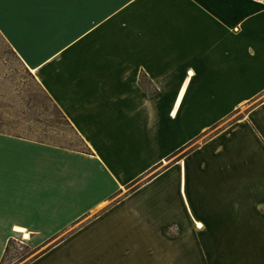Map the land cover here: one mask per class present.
Wrapping results in <instances>:
<instances>
[{"label": "crops", "instance_id": "obj_1", "mask_svg": "<svg viewBox=\"0 0 264 264\" xmlns=\"http://www.w3.org/2000/svg\"><path fill=\"white\" fill-rule=\"evenodd\" d=\"M2 15L0 33L87 151L43 146L34 161L33 148L0 147V262L27 232L34 250L64 236L28 264H264L262 1L37 2Z\"/></svg>", "mask_w": 264, "mask_h": 264}, {"label": "rangeland", "instance_id": "obj_2", "mask_svg": "<svg viewBox=\"0 0 264 264\" xmlns=\"http://www.w3.org/2000/svg\"><path fill=\"white\" fill-rule=\"evenodd\" d=\"M144 83H146L145 80ZM216 130L205 133L202 139L214 134ZM196 145L197 143H193L183 147L168 161L169 164L180 160ZM4 146L30 150L33 148L36 150L35 154L31 156L34 161H42L43 155H40V151L37 150L43 146L80 152L87 151L81 137L66 120L36 76L26 67L0 33V147ZM163 167L165 166H157L153 173L148 174L142 180L129 185L121 192H115L112 199L96 204L93 212L99 213L115 204L125 194L135 192L142 183L153 178ZM172 173L167 175L173 177ZM187 181V186L190 187L191 182L194 181L190 171H188ZM119 210L122 211V209ZM112 220L113 227L122 224V219L115 217ZM62 238L64 236L60 235L40 249L34 250L24 235L17 236L3 264H28L44 249ZM88 261L90 260L88 259Z\"/></svg>", "mask_w": 264, "mask_h": 264}, {"label": "snow or ice", "instance_id": "obj_3", "mask_svg": "<svg viewBox=\"0 0 264 264\" xmlns=\"http://www.w3.org/2000/svg\"><path fill=\"white\" fill-rule=\"evenodd\" d=\"M37 2H47L55 4L68 10H79L95 5L101 2V0H0V27H4L5 23L2 15V11L5 5L17 6L21 4L27 5ZM189 75H191V71H189ZM197 227H203V225L197 224Z\"/></svg>", "mask_w": 264, "mask_h": 264}, {"label": "trees", "instance_id": "obj_4", "mask_svg": "<svg viewBox=\"0 0 264 264\" xmlns=\"http://www.w3.org/2000/svg\"><path fill=\"white\" fill-rule=\"evenodd\" d=\"M15 239L11 238L7 244V247H6V250H5V253H4V256L0 262V264H3L4 261H5V258H6V255L10 252V247L12 246V244L14 243ZM38 257V255L36 256Z\"/></svg>", "mask_w": 264, "mask_h": 264}, {"label": "bare ground", "instance_id": "obj_5", "mask_svg": "<svg viewBox=\"0 0 264 264\" xmlns=\"http://www.w3.org/2000/svg\"><path fill=\"white\" fill-rule=\"evenodd\" d=\"M23 235H24L25 239H29L30 238V236H29V234L27 232H24Z\"/></svg>", "mask_w": 264, "mask_h": 264}, {"label": "built area", "instance_id": "obj_6", "mask_svg": "<svg viewBox=\"0 0 264 264\" xmlns=\"http://www.w3.org/2000/svg\"><path fill=\"white\" fill-rule=\"evenodd\" d=\"M260 1H262V3H264V0H260Z\"/></svg>", "mask_w": 264, "mask_h": 264}]
</instances>
